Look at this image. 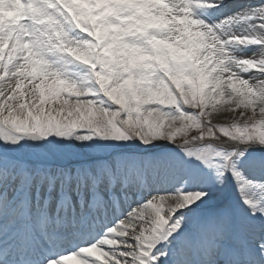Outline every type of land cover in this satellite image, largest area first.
Returning a JSON list of instances; mask_svg holds the SVG:
<instances>
[{
  "label": "snow or ice",
  "instance_id": "obj_1",
  "mask_svg": "<svg viewBox=\"0 0 264 264\" xmlns=\"http://www.w3.org/2000/svg\"><path fill=\"white\" fill-rule=\"evenodd\" d=\"M0 264H264V0H0Z\"/></svg>",
  "mask_w": 264,
  "mask_h": 264
}]
</instances>
